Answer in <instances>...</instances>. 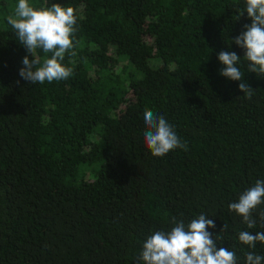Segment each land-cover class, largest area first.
<instances>
[{"label": "trees", "instance_id": "1", "mask_svg": "<svg viewBox=\"0 0 264 264\" xmlns=\"http://www.w3.org/2000/svg\"><path fill=\"white\" fill-rule=\"evenodd\" d=\"M56 3L77 18L75 55L60 61L72 75L31 84L7 22L18 0H0V264H139L151 235L201 214L236 264L264 256L239 240L264 232V204L251 229L228 207L264 180V76L234 43L246 0H29ZM221 51L241 58L242 81L220 74ZM146 109L187 150L153 156Z\"/></svg>", "mask_w": 264, "mask_h": 264}, {"label": "clouds", "instance_id": "2", "mask_svg": "<svg viewBox=\"0 0 264 264\" xmlns=\"http://www.w3.org/2000/svg\"><path fill=\"white\" fill-rule=\"evenodd\" d=\"M246 13L251 24L244 25V31L234 38V43L245 50L244 58L249 62L248 71L264 76V0H246ZM8 24L15 30L19 43L27 54L21 63L19 75L31 84H44L67 79L72 69L62 65L65 53L75 55L72 34L77 23L75 10L53 4L50 9H36L29 0H18L14 16L7 17ZM37 49L52 53L51 58L43 62L36 55ZM224 66L221 75L230 81H242L243 73L237 67L240 57L235 52L221 51L218 54ZM239 89L251 99L252 87L241 82ZM146 131L144 139L147 148L155 157H163L177 148L187 150L188 145L176 134L174 126L162 115L146 109L143 113ZM264 204V180H257L253 187L244 191L238 202L228 205L242 217L249 229L255 228L254 211ZM264 221V211L260 212ZM213 219L199 215L187 226L180 220L169 232L156 231L143 244L139 264H236V254L223 247H217L212 233L207 229L215 228ZM226 228L224 225L223 229ZM239 240L256 247V242L264 243V232L249 231L239 233ZM264 256L253 252L246 253V264H261Z\"/></svg>", "mask_w": 264, "mask_h": 264}, {"label": "rangeland", "instance_id": "3", "mask_svg": "<svg viewBox=\"0 0 264 264\" xmlns=\"http://www.w3.org/2000/svg\"><path fill=\"white\" fill-rule=\"evenodd\" d=\"M154 62H155L154 65H155V64H158V61H154Z\"/></svg>", "mask_w": 264, "mask_h": 264}]
</instances>
